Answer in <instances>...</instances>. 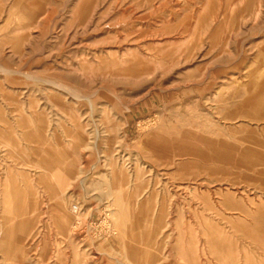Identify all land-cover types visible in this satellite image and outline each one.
<instances>
[{"label":"rangeland","instance_id":"rangeland-1","mask_svg":"<svg viewBox=\"0 0 264 264\" xmlns=\"http://www.w3.org/2000/svg\"><path fill=\"white\" fill-rule=\"evenodd\" d=\"M0 264H264V0H0Z\"/></svg>","mask_w":264,"mask_h":264},{"label":"bare ground","instance_id":"bare-ground-1","mask_svg":"<svg viewBox=\"0 0 264 264\" xmlns=\"http://www.w3.org/2000/svg\"><path fill=\"white\" fill-rule=\"evenodd\" d=\"M240 1H242L243 2V0H240ZM232 4V3H231ZM239 4H241V3H239ZM232 6H233V4H232ZM240 6V5H239ZM236 7V6H235ZM230 8H231V6H230ZM239 8V7H238ZM232 10L234 9L235 10V8L233 7V8H231ZM243 13V12H242ZM124 71V70H123ZM126 73H128V72H126ZM130 73V72H129ZM141 73H143V72H141ZM134 74V73H133ZM136 74V73H135ZM138 74V73H137ZM136 74V77L138 78V76H139V74L137 75ZM135 76V75H134ZM133 76V77H134ZM116 197V196H115ZM121 201V200H120ZM128 201V200H127ZM121 204V203H120ZM123 204V203H122ZM120 211H117V213H115V215L117 216V217H119L120 216ZM117 225L119 226V228L121 229V228H123L122 226H121V224H119V220H117ZM122 225H124V224H122ZM129 230V229H128Z\"/></svg>","mask_w":264,"mask_h":264}]
</instances>
